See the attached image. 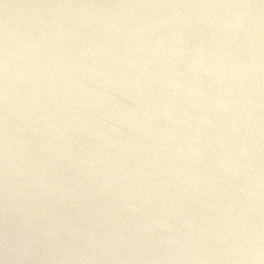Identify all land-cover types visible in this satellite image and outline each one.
I'll return each mask as SVG.
<instances>
[{
    "label": "water",
    "instance_id": "95a60500",
    "mask_svg": "<svg viewBox=\"0 0 264 264\" xmlns=\"http://www.w3.org/2000/svg\"><path fill=\"white\" fill-rule=\"evenodd\" d=\"M0 264H264V0H0Z\"/></svg>",
    "mask_w": 264,
    "mask_h": 264
}]
</instances>
